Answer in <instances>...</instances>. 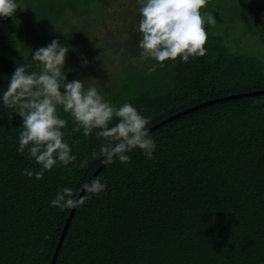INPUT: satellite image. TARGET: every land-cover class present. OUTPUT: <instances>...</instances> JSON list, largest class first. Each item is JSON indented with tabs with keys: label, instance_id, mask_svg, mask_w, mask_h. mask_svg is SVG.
<instances>
[{
	"label": "trees",
	"instance_id": "trees-1",
	"mask_svg": "<svg viewBox=\"0 0 264 264\" xmlns=\"http://www.w3.org/2000/svg\"><path fill=\"white\" fill-rule=\"evenodd\" d=\"M253 1L208 0L201 14L219 6L225 32L206 23V55L166 60L149 72L157 62L140 63L137 18L125 28L105 23L116 12L125 20L136 16V0H16L17 12L0 17V264H50L71 210L50 201L64 188L76 199L104 160L99 152L107 141L95 135L99 129L87 137L73 132L71 115L60 107L75 160L58 162L40 179L41 166L27 148L17 151L21 118L2 94L16 66L41 71L33 51L53 39L70 47L68 81L80 79L88 89L95 78L106 101L132 104L149 119L147 128L210 102L150 131L153 158L135 148L127 164L114 158L98 171L93 179L106 190L84 191L54 264H264V94L218 100L264 89V56L235 51L226 34L233 23L264 45Z\"/></svg>",
	"mask_w": 264,
	"mask_h": 264
},
{
	"label": "clouds",
	"instance_id": "clouds-1",
	"mask_svg": "<svg viewBox=\"0 0 264 264\" xmlns=\"http://www.w3.org/2000/svg\"><path fill=\"white\" fill-rule=\"evenodd\" d=\"M140 20L137 42L142 58L148 57L157 63L148 71L163 67L166 60L189 62L190 57L206 55L204 45L208 34L205 24L215 25L212 14H201L208 0H137ZM16 0H0V17H12L18 10ZM67 44L53 39L46 46L33 51L32 59L39 62L40 72H27L25 66H16L7 89L2 94L4 106L14 109L21 118L18 152L28 150V155L41 166L35 175L43 178V172L51 170L58 162L68 165L75 160L70 155V146L64 141L61 129L67 121L58 116V107L72 117L73 132L83 131L85 137L95 132L107 143L100 148L103 163L111 164L114 158L127 164L130 156L126 153L139 148L147 158H153L156 147L149 135V119L142 116L132 104L125 102L120 107L106 101L96 87L84 88L80 79L67 80L65 69ZM87 65V59L81 60ZM71 71V69H69ZM187 109V108H186ZM12 113L9 118H12ZM113 119L118 122L109 127ZM87 161L81 165L85 166ZM22 174L32 177L27 169ZM91 194L106 190L99 179H92L83 186ZM71 189L60 190L50 205L73 208L81 205L83 199H73Z\"/></svg>",
	"mask_w": 264,
	"mask_h": 264
},
{
	"label": "rangeland",
	"instance_id": "rangeland-1",
	"mask_svg": "<svg viewBox=\"0 0 264 264\" xmlns=\"http://www.w3.org/2000/svg\"><path fill=\"white\" fill-rule=\"evenodd\" d=\"M109 2L111 3H118L120 1H123V0H108ZM137 2V0H136ZM126 3H128V1H126ZM254 5H252L251 8H253L254 11H256L261 19V21L264 23V0H254L253 1ZM138 5V2L137 4ZM220 13V15L218 16V14ZM226 12H224L223 10H221V8L219 6H215L214 4H212V6H209L208 9H207V14H212L214 17H217L215 18L216 19V24L212 26L213 29H221L222 33L225 32V29H226V25L225 23H223L221 21V18L222 16L225 14ZM205 14V13H204ZM134 15L136 16H129L127 20H125V16L123 15H120L118 12H116L114 15H108L105 19V23H107V28L109 27H113L114 25L118 26V27H121L122 26L125 28L126 25L129 26V19H135V17L137 18V23H139V20H140V15L139 13L136 14L134 13ZM93 16H95V13H93ZM71 18L73 20H79L78 17H72ZM88 19L85 18V21H87ZM69 21L72 23L73 21L69 19ZM114 26V27H116ZM95 30L96 29V25H95ZM50 30L52 32L55 31V29L53 28H50ZM101 32H103L101 29L99 31V35L102 34ZM227 36L229 37V44L231 46H234V48L236 49L235 51H239V53H252V54H255L257 56H260L262 59V55L264 56V45L263 43H261V41H258L254 39V37L250 34H245V36L241 35V31L240 29L237 28L236 25H234L233 23H231V27L227 29V32H226ZM101 36V35H100ZM239 36H242V39L239 38L238 41H235ZM103 37V36H102ZM262 40V42H264V33L263 35H260V38ZM49 42H47V44H49ZM107 51H109L110 53H113L112 50L110 48L107 49ZM123 52V50H120ZM113 57L109 60V61H112ZM140 63L141 65H151L152 64V59L151 58H148V57H144L140 60ZM115 65V64H114ZM112 65V66H114ZM92 87H98L96 85V80L95 78L92 80Z\"/></svg>",
	"mask_w": 264,
	"mask_h": 264
},
{
	"label": "water",
	"instance_id": "water-1",
	"mask_svg": "<svg viewBox=\"0 0 264 264\" xmlns=\"http://www.w3.org/2000/svg\"><path fill=\"white\" fill-rule=\"evenodd\" d=\"M257 94H264V89H261V90H253V91H249V92L241 93V94H240V93H239V94H232V95H229V96H226V97H222V98H220V99H218V100H222V101H224V100H228V99H232V98H237V97H239V96H241V95H257ZM218 100H215V101H218ZM207 103H210V102L201 103V104H198V105H196V106H193V107H189V108H187V109H184V110H182V111H180V112H178V113H176V114H174V115H171V116H169V117H167V118H165V119H163V120L157 122L156 124L152 125L151 127H149V128H148V129H149V132L152 131L153 129L159 127L160 125L164 124L165 122H168L169 120L174 119V118L178 117L179 115H181V114H183V113H186V112H188V111H190V110H192V109H195V108L201 107V106H203V105H205V104H207ZM105 164H106V163H102V164H101V165H100V166H99V167H98V168H97V169H96V170L90 175V177L88 178V180L86 181L85 184L90 183V181L96 176V174L98 173V171H100L101 168H102ZM85 184H84V185H85ZM84 185H83V186H84ZM84 191H85V190H84V188L82 187V189H81V191L79 192V194H78V196L76 197V199H81V197H82ZM75 208H76V207L71 208V210H70V212H69V214H68V216H67V218H66V220H65V223H64L63 228H62V230H61V234H60L59 239H58V241H57V244H56V247H55V250H54V253H53V256H52V259H51L50 264H54V262H55V259H56V257H57V253H58L59 248H60V246H61V244H62L63 238H64V236H65V233H66V231H67V228H68V226H69L70 219H71V217H72V214H73Z\"/></svg>",
	"mask_w": 264,
	"mask_h": 264
}]
</instances>
